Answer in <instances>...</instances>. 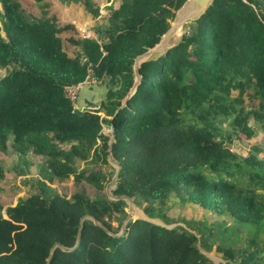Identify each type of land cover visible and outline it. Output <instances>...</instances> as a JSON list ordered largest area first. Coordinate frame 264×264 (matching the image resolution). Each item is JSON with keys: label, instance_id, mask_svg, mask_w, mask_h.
Returning <instances> with one entry per match:
<instances>
[{"label": "trees", "instance_id": "16d2710c", "mask_svg": "<svg viewBox=\"0 0 264 264\" xmlns=\"http://www.w3.org/2000/svg\"><path fill=\"white\" fill-rule=\"evenodd\" d=\"M80 1L99 14L95 0ZM0 2V65L9 68L0 78V147L11 135L15 147L24 150L28 143L46 154L54 175L85 176L101 190L105 173L79 171L77 159L108 163L112 155L120 164L115 200L37 193L19 199L6 214L0 206V264H211L189 229L140 218L123 226L122 195L164 202L183 191L240 223L263 222L257 188L264 159L255 153L243 157L227 143L234 134L255 133L251 115L264 131V0H214L185 24L178 45L141 63V78L126 102L136 56L159 42L185 0H119L105 26L106 41H79L85 62L63 48L60 34L70 24L28 19L17 0ZM90 63L99 79L118 78L120 84L107 91L98 109L80 111L65 88L84 81ZM250 85L258 92V107L231 115L237 100L228 101L231 89ZM222 116L230 119L231 131L219 126ZM256 252L239 253V264H262L264 255Z\"/></svg>", "mask_w": 264, "mask_h": 264}, {"label": "rangeland", "instance_id": "374dc122", "mask_svg": "<svg viewBox=\"0 0 264 264\" xmlns=\"http://www.w3.org/2000/svg\"><path fill=\"white\" fill-rule=\"evenodd\" d=\"M17 1L22 4L23 13L28 19L50 17L59 26L70 24L71 28L60 34L63 39V48L68 55L77 56L82 61L87 57L79 41L85 37L94 38L99 43L106 41L105 26L109 23L112 11L119 4V0H95L100 9L99 14L93 16L80 0ZM0 12H2L1 2ZM8 71V67L0 65V78ZM99 81L97 84L84 85L80 91L81 94L83 89L93 87L97 91L98 102L94 105L95 107H91L92 111H95L96 107L100 105L107 90L106 86H108L107 80L100 78ZM117 82L119 86L118 78ZM231 99H237L236 109H231L233 116L241 109L247 112L257 108L259 104L258 92L251 85L244 91L232 88L228 101L234 103ZM77 105L79 107L78 102ZM229 121L230 119L225 120V116L219 119L221 123L219 126L223 127L224 133L231 131ZM248 123L254 127L255 133L250 138H247L243 133L241 138H237L234 134L227 144L232 151L243 157L255 153L260 159H264V131L253 115L250 116ZM12 139L13 136L9 135L7 146L0 147V164L4 169V177L0 180V206L4 214H6V209L14 206L19 199L37 193L47 197L53 193H59L69 199H74L78 193H86L92 198L107 196L109 199L115 200L113 189L116 185L112 181L117 172V164L112 156L109 155L108 163H105L101 158L88 161L77 159L75 162L79 171L96 169L105 173V186L101 190L90 183L85 176L81 180H77L74 174L65 178L54 175L48 168L46 154L37 152L34 145L28 143H25L24 150H21L13 145ZM257 193L264 199V179L258 185ZM126 211L127 216L130 214V219H147L168 228L179 227L196 233L199 238L198 245L202 252L210 258L211 264H239L241 257L239 258L238 254L245 253L247 255L250 251L259 250L256 252L259 254L258 257L264 255V219L258 225L240 223L228 214H218L200 206L183 191L172 192L164 202L144 199L135 202L134 198H131L127 201ZM127 216L122 221L123 226L128 221ZM116 217L120 219V216L116 215ZM210 232L213 235H209Z\"/></svg>", "mask_w": 264, "mask_h": 264}, {"label": "water", "instance_id": "95a60500", "mask_svg": "<svg viewBox=\"0 0 264 264\" xmlns=\"http://www.w3.org/2000/svg\"><path fill=\"white\" fill-rule=\"evenodd\" d=\"M213 1L214 0H185V2L177 10L171 26L161 36L159 42L156 43L154 46L150 47L149 49H147L145 52L136 56L135 62L133 65V68L135 70V81H134L132 88L130 89L126 97L123 99L124 102H126L127 99L134 93L139 83V80L141 78L139 67L141 63L145 61L157 59L163 53H165L172 47L178 45L184 34L185 24L190 21L199 19L202 16V14L210 7ZM113 160L117 164V172H116V175L112 183L116 185L118 178H119L120 164L114 158ZM113 197L114 199L117 198L116 195H113ZM121 198L127 201L131 200V197L126 196V195H122ZM126 219L127 220L130 219V214L127 216ZM94 221L98 223L97 220H94ZM124 228L125 227H123L122 232L124 231ZM79 241L80 240H78V242ZM58 245L61 246V244L59 243H57L55 246H58Z\"/></svg>", "mask_w": 264, "mask_h": 264}, {"label": "crops", "instance_id": "0c3cea01", "mask_svg": "<svg viewBox=\"0 0 264 264\" xmlns=\"http://www.w3.org/2000/svg\"><path fill=\"white\" fill-rule=\"evenodd\" d=\"M107 90L105 92V95L109 89H116L118 87L117 78L115 79H107ZM105 95L102 97L101 101L104 99ZM79 109L80 111L91 109V107H95L94 105L97 104V91L93 88H85L82 90L79 99H78ZM100 101V102H101ZM100 106V105H99ZM96 107L97 109L99 108ZM101 115H103L102 112H100Z\"/></svg>", "mask_w": 264, "mask_h": 264}, {"label": "built area", "instance_id": "2783aa9c", "mask_svg": "<svg viewBox=\"0 0 264 264\" xmlns=\"http://www.w3.org/2000/svg\"><path fill=\"white\" fill-rule=\"evenodd\" d=\"M86 38V37H85ZM87 38H90V37H87ZM87 60V58H85L84 61L82 62H85ZM99 78L97 77V75H95L94 71L92 70L91 68V63L89 64V74L88 76L86 77V79L84 81H81L80 83L78 84H75V85H68L66 88H65V93H66V96L69 98V100L73 103V107L75 109H78V105H77V102H78V99H79V94H80V91H81V88L84 86V85H89V84H97L99 83ZM88 110H92L91 109H88Z\"/></svg>", "mask_w": 264, "mask_h": 264}]
</instances>
